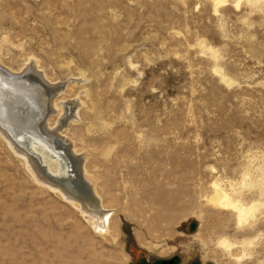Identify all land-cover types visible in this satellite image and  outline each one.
Returning <instances> with one entry per match:
<instances>
[{
  "label": "rangeland",
  "instance_id": "1",
  "mask_svg": "<svg viewBox=\"0 0 264 264\" xmlns=\"http://www.w3.org/2000/svg\"><path fill=\"white\" fill-rule=\"evenodd\" d=\"M31 59L80 101L60 136L113 217L96 234L0 138V264H227L197 186L264 142V0H0V67Z\"/></svg>",
  "mask_w": 264,
  "mask_h": 264
},
{
  "label": "bare ground",
  "instance_id": "2",
  "mask_svg": "<svg viewBox=\"0 0 264 264\" xmlns=\"http://www.w3.org/2000/svg\"><path fill=\"white\" fill-rule=\"evenodd\" d=\"M209 1L214 8L224 3ZM4 73L18 81H6ZM61 87V83L47 80L34 59L18 73L0 67V138L22 161L37 186L73 206L92 231L105 235L112 223V211L104 207L88 179L84 157L64 144V136H60L81 104L76 97L57 103L54 98L61 95ZM55 112L58 120L52 128L47 119Z\"/></svg>",
  "mask_w": 264,
  "mask_h": 264
},
{
  "label": "clouds",
  "instance_id": "3",
  "mask_svg": "<svg viewBox=\"0 0 264 264\" xmlns=\"http://www.w3.org/2000/svg\"><path fill=\"white\" fill-rule=\"evenodd\" d=\"M198 199L229 214L230 227L206 243L227 264H251L264 249V142L238 146L229 167H220L197 186Z\"/></svg>",
  "mask_w": 264,
  "mask_h": 264
},
{
  "label": "water",
  "instance_id": "4",
  "mask_svg": "<svg viewBox=\"0 0 264 264\" xmlns=\"http://www.w3.org/2000/svg\"><path fill=\"white\" fill-rule=\"evenodd\" d=\"M6 76H5V79H6V81H9V82H11V81H14V82H17L18 80L17 79H15V78H11L12 76H10L9 74H6V73H4ZM24 79V78H23ZM40 138H42V136L40 137ZM43 140H44V138H42ZM34 158V157H33ZM76 174V173H75ZM76 176V175H75ZM77 179V178H76ZM174 262H175V260H169V261H163L162 262V264H174Z\"/></svg>",
  "mask_w": 264,
  "mask_h": 264
},
{
  "label": "flooded vegetation",
  "instance_id": "5",
  "mask_svg": "<svg viewBox=\"0 0 264 264\" xmlns=\"http://www.w3.org/2000/svg\"><path fill=\"white\" fill-rule=\"evenodd\" d=\"M175 262H176V260H175ZM175 262H174V264H175Z\"/></svg>",
  "mask_w": 264,
  "mask_h": 264
},
{
  "label": "trees",
  "instance_id": "6",
  "mask_svg": "<svg viewBox=\"0 0 264 264\" xmlns=\"http://www.w3.org/2000/svg\"><path fill=\"white\" fill-rule=\"evenodd\" d=\"M140 264H142V262Z\"/></svg>",
  "mask_w": 264,
  "mask_h": 264
}]
</instances>
